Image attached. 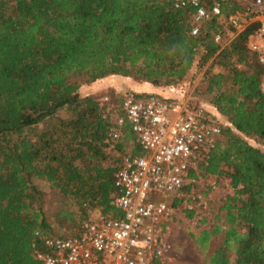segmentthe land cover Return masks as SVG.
Returning <instances> with one entry per match:
<instances>
[{"label": "trees", "instance_id": "16d2710c", "mask_svg": "<svg viewBox=\"0 0 264 264\" xmlns=\"http://www.w3.org/2000/svg\"><path fill=\"white\" fill-rule=\"evenodd\" d=\"M174 2L0 0V264H37L36 231L51 227L39 181L64 199L59 224L79 225V209L85 215L92 207L120 215L111 203L117 164L106 103L83 84L115 78L119 104L130 81L193 85L203 68L206 85L194 92L210 95L224 138L200 167L225 177L233 192L216 222L190 235L207 252L221 234L208 264H264V92L249 47L258 23L223 46L215 35L230 29L224 19L210 17L192 34V10ZM221 4L224 16L241 7Z\"/></svg>", "mask_w": 264, "mask_h": 264}, {"label": "built area", "instance_id": "2783aa9c", "mask_svg": "<svg viewBox=\"0 0 264 264\" xmlns=\"http://www.w3.org/2000/svg\"><path fill=\"white\" fill-rule=\"evenodd\" d=\"M237 1L241 7L227 16L221 0H175L174 6L192 10V34L213 16L224 19L235 35L257 22L249 47L261 64L264 92V0ZM215 40L223 45L220 32ZM104 102L108 149L119 158L111 203L120 215L98 211L70 234L36 231L43 243L35 252L37 264H173L165 236L175 213L185 208L202 223L201 209L208 218L207 193L196 192L193 184L204 175L201 162L222 138V122L203 107L154 92H126L119 113L108 96ZM127 122L138 136V153L118 148ZM177 198L182 201L176 204Z\"/></svg>", "mask_w": 264, "mask_h": 264}, {"label": "rangeland", "instance_id": "374dc122", "mask_svg": "<svg viewBox=\"0 0 264 264\" xmlns=\"http://www.w3.org/2000/svg\"><path fill=\"white\" fill-rule=\"evenodd\" d=\"M197 72L198 73L193 81V85L187 84L185 85V88H194V84L196 83H203L206 85V80H204L203 77L204 68L199 69ZM114 79L103 78L94 82L85 83L83 86L89 92L95 93L102 101H104L105 96H108L110 101L116 102L117 85L116 82L113 83ZM136 81L137 80L130 81L131 84L127 87V89H124V94L130 90H135L134 88L138 85ZM140 90L144 89L142 88ZM196 97L199 102L211 103L210 95L205 92L196 93ZM121 150L123 152L129 151V145H126ZM115 158H117V161L116 159L115 161L118 163V156ZM39 183L41 188L44 190V208L46 210L47 221L51 226L48 231L53 234H70L76 232L82 221L87 218V214H81L79 209V214L77 213L76 216L78 223H80L79 225L73 224L72 227H69L64 224H59V220L61 219L59 213L61 208H64V199L57 188L52 187L45 181H39ZM193 187L196 192H207L209 206L208 219L206 222L200 223V220L198 221V218H196L194 214L191 216L188 215V211L185 208H181L175 213L169 222V229L167 230L165 236L171 247L170 252L174 258L173 264H208L207 256L221 242L222 236L219 234V236L213 237L210 240L208 251L202 252L201 248L195 243L193 237L190 235V230L197 233L203 230V228H208L212 223L216 222L215 215H222L220 206L223 204L226 195L233 192V189L230 187L225 177L220 176L217 178L211 175L206 177L205 175L201 176V178L194 182ZM199 210L201 211L200 215L202 217L203 215L205 216L204 210Z\"/></svg>", "mask_w": 264, "mask_h": 264}, {"label": "crops", "instance_id": "0c3cea01", "mask_svg": "<svg viewBox=\"0 0 264 264\" xmlns=\"http://www.w3.org/2000/svg\"><path fill=\"white\" fill-rule=\"evenodd\" d=\"M223 36L224 37H223V41L222 42H223V46H224L227 43H229L230 40H232L236 35H235L234 32L231 31V29H229L225 33V35H223ZM136 83H138V85L134 88L136 91L154 92V93H157V94H159L161 96H164V97H167V98H170V99H174V100H187L190 104H193V106H200V107H203L205 110L208 109L206 111L216 115L219 118V115H218L219 113L217 112V108L215 107V105L211 104V103L199 102L198 98L196 97V93L194 92V88L193 87H190V89H189V88H185V86L179 87V86H175V85H158V84H155V83H152V82H149V81H136ZM196 84H194V85L196 86ZM142 88L144 90H140ZM113 103L115 104V106L117 108L116 111L118 113L121 112V105L117 104L114 101H113ZM126 129H128L130 131V133H128L126 131ZM126 133L130 134L128 138L126 137ZM223 138H224V136L222 135L221 139H223ZM119 144L122 145V149L126 145H129L130 150L126 151V152H133V150L139 145L138 136L133 131V129L131 128V125L128 122L125 123L124 126H123V134H122V137H121V139L119 141ZM112 152H114L115 155H116L115 151H112ZM115 159L117 161V158H115ZM209 175L217 177V178L219 177V176L213 175V174H209ZM206 176H208V175H205V177ZM98 211H101V209L99 207H92L90 210H88L87 217H90V216H93V215L95 216ZM112 214L115 215L116 213H112Z\"/></svg>", "mask_w": 264, "mask_h": 264}]
</instances>
